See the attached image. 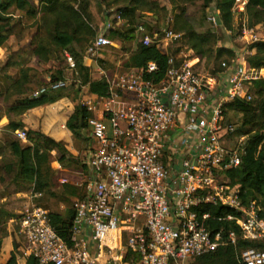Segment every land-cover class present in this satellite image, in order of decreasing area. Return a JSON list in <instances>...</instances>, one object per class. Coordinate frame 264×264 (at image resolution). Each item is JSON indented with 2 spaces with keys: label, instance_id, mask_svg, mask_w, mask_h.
<instances>
[{
  "label": "built area",
  "instance_id": "built-area-1",
  "mask_svg": "<svg viewBox=\"0 0 264 264\" xmlns=\"http://www.w3.org/2000/svg\"><path fill=\"white\" fill-rule=\"evenodd\" d=\"M246 4L234 0L231 10L242 12ZM205 16L212 32L218 31L219 10L210 8ZM124 19L121 11L107 9L85 59L92 62L115 46L110 32ZM135 32L137 41L155 43L165 53L181 36L167 25L157 39L143 22ZM240 38L252 42L257 35L243 26ZM64 57L75 68L72 55L65 51ZM198 61L192 50L179 61L169 55L165 76L157 82L144 77L157 69L150 61L107 77V95L81 100L89 113L84 127L94 146L81 183L85 193L73 204L71 244L53 228L48 210L33 202L41 193L31 192L30 203L15 219L27 256L32 254L40 264H191L240 240L252 245L238 250V262L264 264V207L255 198L243 200L233 175L246 135L237 134V127L225 119L228 103L253 101L255 84L264 82V67L250 65L240 54L220 62L221 71L205 74ZM65 86L61 80L47 88ZM15 135L27 140L26 129ZM167 135L177 139L171 169L163 161ZM232 136L238 138L231 145ZM200 205L231 209L218 219L234 221L237 232L212 230L210 214L197 211Z\"/></svg>",
  "mask_w": 264,
  "mask_h": 264
},
{
  "label": "trees",
  "instance_id": "trees-1",
  "mask_svg": "<svg viewBox=\"0 0 264 264\" xmlns=\"http://www.w3.org/2000/svg\"><path fill=\"white\" fill-rule=\"evenodd\" d=\"M127 2L126 6L113 8L116 11H121L124 18L126 19L125 26H127L126 31L124 32L126 38L134 41L135 48L131 51L126 61L123 63L127 68L134 67H146L147 63L150 61L155 62L157 69L154 72L145 73L144 77L146 79H152L157 82L160 81L164 76L168 68V57L172 55L170 53L162 52L155 43L144 45L143 43L137 41V35L135 32L134 17L135 12L139 9V4L143 0H111V3L119 4L121 2ZM204 4H208L209 1H214L213 5L209 4L207 10L210 8H216L219 10L220 17V27L223 22L230 23L231 21V8L233 6L234 0H203ZM246 9L248 10H257L260 13L264 14V0H246ZM40 10L42 14L50 15L48 17L52 25V29H47V37L40 38L37 36V32L34 33L33 38L29 42L31 54L36 57L37 60L45 61L46 59H51L48 56L51 54L49 47L45 46L46 43L51 44V47L57 51H67L69 50L72 57L75 60V67L80 70V77H83V83H88L89 91L96 95H107V82L104 78L92 80L85 75L86 65H85V52L83 56L76 51V46L81 43L84 38L92 36V30L89 26L85 24V19L82 16V12L86 10V3H81L80 8L70 5L66 0H40ZM107 3V7L111 4ZM84 4V6H83ZM204 6V5H203ZM15 8L16 10L24 11L28 16L32 17L38 11L37 8L34 9V0H1L0 4V46L5 42L9 35L15 32V26L17 23L11 21L10 8ZM105 7L102 12V18L104 20V14L106 13L107 8ZM206 10V11H207ZM185 13V8L180 10V13L175 15L171 20L167 19V24L170 23L169 28L175 32L181 33L183 37L186 38L189 46L194 50L200 58L203 56L212 59L214 62L216 59L222 55L227 57L219 60V63H214L212 66L213 72L221 71L220 62L230 61L233 58V49H223L218 48L216 50L215 57H212V52L207 48V44L210 42L211 37L209 32H196L189 24H181L183 21L182 16ZM206 14V13H205ZM254 23L258 24L263 20V18L255 19ZM143 22L148 34L153 36L156 34L155 31H151L150 27L146 25L145 21ZM138 22V23H140ZM185 22V21H183ZM175 23V28H173ZM49 26V27H50ZM212 32V30H210ZM215 33V32H212ZM112 39H116L118 36L121 37L115 31H111ZM48 41V42H46ZM254 50L253 56L247 57V61L250 65L255 67H264V43H255L252 45ZM169 50V49H168ZM68 52V51H67ZM232 54V55H231ZM173 56V55H172ZM43 59V60H42ZM66 60V59H65ZM68 65V64H67ZM199 66H197L198 68ZM69 66L67 67V69ZM29 69L21 67V80L20 85L24 88V84L29 82ZM60 73L59 70H57ZM55 75V74H54ZM52 75V79L48 83H44V86L49 85L51 82L56 81L57 76ZM257 85L256 95L261 98L258 109H252L251 103L234 101L226 105V110L240 109L244 113L245 119L241 124V128L248 124L252 123V126H257V129L252 132L251 135H248L244 142V151L241 155V163L236 170L233 171V175L237 178V183L240 185L241 196L244 201L249 199H257L258 202L264 207V87ZM67 83L66 87L68 86ZM43 86V87H44ZM259 86V88H258ZM32 88V87H30ZM29 88V89H30ZM42 88V87H41ZM40 88V89H41ZM39 89V90H40ZM59 95H49L47 91H40L38 96L35 97H19L12 108L18 113H22L27 109L42 105L47 102H53L56 97ZM89 116V113L80 104L74 106L72 114L66 121V127L72 132L74 138L82 136L80 131L85 126L86 120ZM21 122L10 121L7 125L12 131L23 128ZM237 127V132H241V128ZM253 128L246 129L245 133ZM34 135V138L29 136ZM242 133V132H241ZM244 133V132H243ZM27 141L21 143V140H10L9 146L11 153L17 159L18 172L16 177L20 178L23 182L27 183L28 188L32 193L39 192L41 196L33 198L35 204H41L39 199L42 198V195L47 192V186L49 181L48 172L52 169L49 167V155L50 151L57 149V142L41 133L40 131H35L29 129L27 131ZM33 140L32 144L27 143L28 141ZM32 142V141H31ZM37 147V148H34ZM37 149V150H35ZM58 161L64 163V160H67L66 157L57 152ZM84 166V165H83ZM33 186V187H32ZM42 205V204H41ZM43 206V205H42ZM47 209V208H46ZM199 214L207 212L210 214V218L207 220L208 226L216 231L222 230L224 235L230 230L237 232L238 228L234 221L219 220V217H224L229 213H232L231 209L221 205H200L197 208ZM3 210H0V225L6 221L7 218H11L14 215L8 214L5 216ZM75 211L68 207L64 213L48 210V215L50 223L53 228L56 230L58 235L69 245L71 244V226L72 219ZM3 215L5 217H3ZM21 213L16 215V220L19 219ZM14 218V217H13ZM18 230V227H17ZM4 232L0 231V244ZM20 237V236H19ZM252 243L248 241H237L236 246L225 245L219 247L216 251L210 252L203 256L196 258L197 264H241L237 260L238 250L241 248L251 246ZM25 264H40L35 256L32 254L26 257Z\"/></svg>",
  "mask_w": 264,
  "mask_h": 264
},
{
  "label": "rangeland",
  "instance_id": "rangeland-1",
  "mask_svg": "<svg viewBox=\"0 0 264 264\" xmlns=\"http://www.w3.org/2000/svg\"><path fill=\"white\" fill-rule=\"evenodd\" d=\"M70 5H74V7L80 8V4L86 3V10L82 12V16L85 19V24L90 27L92 30V36L88 38H84L79 45L76 46V51H78L79 54L83 56L85 49L89 45L90 41L93 39L97 28L102 24L103 18H102V10L107 7V3H111V0H66ZM40 0H34V9L37 8V12L35 15H32V17L28 16L24 11L16 10L15 8H10V11L14 16L11 17V21L17 23V26H15V32L18 31V33H24L27 31L30 35H34V33L37 32V36H40V38H46L47 37V29L51 30L52 25L50 26L49 22H51L48 17H51L50 15H43L42 10H40ZM81 2V3H80ZM214 1H209L208 4H204L203 0H143L142 3L139 4V9L135 12L134 17V24L138 23L140 21H145L146 25H148L151 29V31H155L156 34H154L152 37H157V39H160L164 36V30L167 28V25L170 26V23L167 24V18L168 16L174 17L178 13H180V10L182 8H185V13L182 16V22L181 24H189L196 32H209L211 40L207 44V48L210 49L212 52V57H215L216 50L218 48L223 49H236L233 50V55H235V52H239L240 50L249 49L252 50V45L255 43H264V14L260 13V11L257 10H248L245 9L242 12H239L238 10H231V21L230 23H224L222 20V26L219 27L218 31L215 33H212L210 30V26L206 21V10L207 6L209 4L213 5ZM127 2H121L119 4L111 3L109 7L107 8H118L122 6H126ZM204 5V6H203ZM84 6V4H83ZM263 18L261 22L258 24L254 23L257 18ZM125 24L121 26H115V28L112 30L115 31V33H118L120 36H118L116 39H114L115 46L107 48V52H104L106 54L105 58H97L93 59V61H90V66H86L85 75L96 77L100 72L97 71L96 67L101 68L104 70L106 75L112 77L114 74H119L121 71L120 69V63L124 62L128 54L131 53V51L134 49L135 44L134 41L126 38L124 32L127 29V26L124 27ZM50 26V27H49ZM245 26L249 31L252 30V33L254 35H257V40L255 41H248L245 38H240V35L242 33V28ZM173 28H175V23ZM177 31V30H176ZM179 33V32H178ZM181 35V33H179ZM112 37V35H110ZM48 42V41H46ZM47 47H49V50H51V54L48 56L52 59V61H48L46 59L45 61H40L33 56V58L30 61H26L27 55H28V48L23 49L24 53L20 54V58L16 57L17 55H13L15 59H20V63H24L26 61L27 66L25 68H28L30 71V74L34 76V86L35 89H40L44 83H48L52 79V75L57 76L58 78H55L56 81L62 80L64 82L70 83L66 88H63L57 92H61L62 94L71 95L74 103H76V100L80 99L82 96V93H84L83 89V77H80V70L75 68H68L67 62L64 57L63 51H57L51 47V44L46 43ZM169 49V50H168ZM30 50V48H29ZM106 50V49H105ZM104 50V51H105ZM192 50V48L189 46L188 42L186 41V38L182 35L175 41H173L170 46L167 48V52L176 55L178 53L179 55L186 54L187 51ZM69 53H71L69 50H67ZM193 53L195 52L192 50ZM254 51V50H253ZM254 53V52H253ZM72 54V53H71ZM196 55V54H195ZM232 55V54H231ZM246 57H251L253 54L251 53H245ZM226 55L220 56L219 60L226 58ZM213 61L212 59H209L206 56H203L200 58L199 62V71L205 74H215L213 72V64L219 63V60ZM28 62H30V66H28ZM57 70L60 71V73L57 72ZM45 75L49 77V80H40L42 77L44 78ZM257 85L259 83L255 84L254 87V99L251 103L252 109H258L259 103L261 101V98L256 95ZM261 85L264 87V82H261ZM259 88V86H258ZM52 93V92H51ZM81 99L77 102L79 104ZM225 119L226 122L233 123L236 127L241 128V124L243 120L245 119L244 113L240 109H232L227 110L225 113ZM239 128V130H240ZM253 128V130L249 131V133H245L246 129ZM257 129V126H252V123L246 124L243 129L241 128V132H237V134H245L246 137L248 135H251L254 130ZM28 131V130H26ZM238 131V130H237ZM244 132V133H243ZM82 136L75 137L73 139V146L76 150V158L77 163H73L72 165L75 166L74 169L80 170L83 166V162L85 160V153L87 152V149L90 145V139H86L88 136L87 129L83 127L80 131ZM29 136L34 138V135H31L29 133ZM85 136V137H83ZM238 138V136H232L230 140V144L232 145L234 141ZM28 140V139H27ZM26 140V141H27ZM32 141V142H31ZM29 140L27 143L32 144L34 141ZM21 143H24L20 141ZM33 145V144H32ZM34 148H37L34 146ZM37 150V149H35ZM4 154V151H3ZM57 157V154H55ZM53 156L49 155V163L53 160ZM49 167L52 169L48 172L49 175V181L47 192L42 195V198L39 199V202H47L50 206L52 211L58 212L61 208L60 205L63 204L65 207L61 210V212H65L68 207H71L74 210V202L81 198L85 193V183L81 184L83 181L84 176L87 174V171L85 168L82 170L81 174H76L73 171H70L68 175L65 177L72 178L71 182H60L59 178L62 177V174L57 173V170L52 167V164L49 165ZM67 177V178H68ZM82 177V178H81ZM7 177L0 178V210L6 212L5 216L8 214L14 215L11 218H7L4 223H7V225L10 223V219L15 217L16 215L20 214L22 209L27 205L25 201L28 200V197L24 196V193L28 191V185L27 183L23 182L20 178H17L15 176H12L9 178V180L5 179ZM77 179V181H75ZM70 181V180H69ZM76 182L78 184H76ZM74 193L73 198H67L65 197V193L67 192ZM29 204V203H28ZM3 215V217H5ZM11 226H14V223H10ZM1 231V230H0ZM3 231V230H2ZM6 232V231H5ZM191 264H197L196 260L190 261Z\"/></svg>",
  "mask_w": 264,
  "mask_h": 264
},
{
  "label": "crops",
  "instance_id": "crops-1",
  "mask_svg": "<svg viewBox=\"0 0 264 264\" xmlns=\"http://www.w3.org/2000/svg\"><path fill=\"white\" fill-rule=\"evenodd\" d=\"M8 15L14 16L12 12ZM169 17L170 19L173 18L171 15ZM125 22L126 19H124V21L119 26L125 24ZM32 38H33V34L30 35L27 31L20 34L17 31L9 35L8 38L5 40V42L0 46V178L7 177L5 179L9 180V178H11L12 176L16 177L18 172V166L16 164L17 158L14 157L13 154L11 153L9 142L10 140H16V139L20 140L15 135L16 130L31 129L35 131H40L41 133L54 139L57 142V149L49 152L50 155L54 157L53 160L50 162V165L52 164V167L55 168V170H57V173L62 174V177L59 178L60 182H62V180L64 179L67 182L74 183L73 181H71L72 178L68 176L67 178L65 176L68 175L69 172L73 170L76 174H81L84 168L87 171L86 161L91 148L94 146V141L88 134L86 139L89 138L91 142L87 149V152L85 153V160L82 163L84 166H82L80 170L74 169L75 166H73L72 164L75 163L76 165L77 163V158H76L77 152L73 146L74 136L72 132L66 127V121L69 118V116L72 114L74 110V106L77 104V102L80 99L83 100L88 97H93L95 96V94L89 91L88 83H83L82 87L84 89L83 91L84 93H82L81 98L76 100V103H74V100L71 95L57 92L66 87H61L60 89L57 90H50L47 88L48 85L47 86L43 85L44 87L42 86L40 90L35 89L34 88V86L36 85L34 84L35 78L33 75L30 74V72L28 76V79L30 81L24 84V88L21 87L20 69L21 67L27 66V64L24 63H26V61H30L33 58V54H31V50H29V48L27 50V47H30L29 42L31 41ZM134 44L136 43L134 42ZM25 48L28 51L27 52L28 57L24 63H20L19 62L20 59H15L13 55L15 54L17 55L16 57L20 58L19 56L20 54L24 53L23 49ZM105 49H104L105 51L103 50V52L100 54V58H105L106 54L104 52H107L108 50L107 48ZM249 49L246 50L242 49L239 52H235L234 56L245 54L246 52L253 54L254 52L253 49L252 50ZM233 50L236 51L235 48ZM64 52L65 50H63V53ZM128 56L126 57V59L128 58ZM182 56L183 55L181 54L179 55L178 53H176V55H173V57H176L178 61L181 60ZM196 57L198 56L196 55ZM126 59L124 60V62L126 61ZM49 61H52V59H49ZM124 62L120 63L121 70L119 71L121 72L119 74L125 73L130 69H132L124 66L123 64ZM199 62L200 60L198 61L197 66H199ZM85 65L90 66V60L85 59ZM28 66H30V62H28ZM96 69L100 73L96 77L90 76L89 77L90 79L95 80V79L104 78L106 80L107 77H110L106 75L104 70H102L101 68L96 67ZM45 78L47 81L49 80V77H47V75H45L44 78L42 77L40 80H45ZM40 91H47L49 95H59V96L56 97L53 102H47L42 105L27 109L22 113H18L12 108V106L15 104L16 100L19 97H23V96L35 97L39 95ZM10 121L21 122L24 126L23 128H18L12 131L7 127ZM176 141L177 139L173 137L171 139L170 135H167L163 161L170 169L171 166H173V162H174V155L172 154L174 148L172 146L173 144L176 143ZM22 142L25 143L26 141H22ZM57 152L63 154L66 157L67 160H64V163H60L58 161V157H56L55 155L58 154ZM75 181H77V179ZM76 184L78 183L76 182ZM64 195L65 197L72 199L74 193L70 191L65 193ZM24 196L28 197V200L25 201V203H27L28 205V203H30L31 201V196H32L31 190L28 189V191L24 193ZM41 204L45 208H47V210H52L51 206L47 202L46 203L42 202ZM60 208L61 209L58 212L64 213L61 212V210L65 208L63 204L60 205ZM15 219L16 217L10 219V223H14V226L13 225L11 226L10 223L8 225L7 223H2L0 225V230H3L4 232V236L2 237L0 244V264H25L27 255L25 254L24 251L25 248L23 241L21 237H19Z\"/></svg>",
  "mask_w": 264,
  "mask_h": 264
},
{
  "label": "water",
  "instance_id": "water-1",
  "mask_svg": "<svg viewBox=\"0 0 264 264\" xmlns=\"http://www.w3.org/2000/svg\"><path fill=\"white\" fill-rule=\"evenodd\" d=\"M0 4H1V0H0Z\"/></svg>",
  "mask_w": 264,
  "mask_h": 264
}]
</instances>
